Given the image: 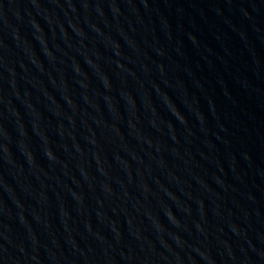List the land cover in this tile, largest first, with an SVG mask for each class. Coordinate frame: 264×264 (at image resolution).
I'll return each mask as SVG.
<instances>
[{
    "label": "water",
    "instance_id": "obj_1",
    "mask_svg": "<svg viewBox=\"0 0 264 264\" xmlns=\"http://www.w3.org/2000/svg\"><path fill=\"white\" fill-rule=\"evenodd\" d=\"M0 264H264V0H0Z\"/></svg>",
    "mask_w": 264,
    "mask_h": 264
}]
</instances>
